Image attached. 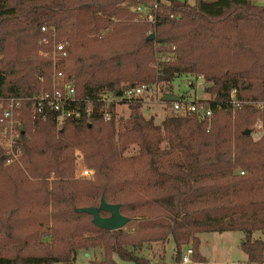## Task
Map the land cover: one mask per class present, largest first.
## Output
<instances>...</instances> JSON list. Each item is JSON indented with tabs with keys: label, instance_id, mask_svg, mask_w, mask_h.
I'll return each mask as SVG.
<instances>
[{
	"label": "trees",
	"instance_id": "16d2710c",
	"mask_svg": "<svg viewBox=\"0 0 264 264\" xmlns=\"http://www.w3.org/2000/svg\"><path fill=\"white\" fill-rule=\"evenodd\" d=\"M152 1L0 0V103L23 106L19 164L7 165L0 150V264H76L77 251L95 249L103 259L93 256L89 264H116L114 256L149 264L136 255L143 244L170 240L176 264L188 244L193 261L202 262L198 235L227 232L242 233L247 261L264 264V242L253 239L264 235V111L257 116L245 104L264 102V5L161 0L154 39L147 41L150 24L135 22L123 5ZM52 30L56 43L67 45L72 66L61 70L80 101L138 85L169 94L177 79L200 74L210 83V131L194 117L172 116L155 126L134 103L127 121L113 116L104 123L100 104L90 118L60 127L54 114L33 119L31 98L50 89L52 64L39 53H51ZM42 39L49 44L39 45ZM120 42L128 49L119 51ZM233 102L242 108L232 124L219 115ZM257 120L262 135L253 142L244 133ZM131 146L137 152L125 156ZM76 149L92 180H73ZM236 169L247 174L233 175ZM101 199L118 204L135 227L109 232L76 213Z\"/></svg>",
	"mask_w": 264,
	"mask_h": 264
},
{
	"label": "built area",
	"instance_id": "2783aa9c",
	"mask_svg": "<svg viewBox=\"0 0 264 264\" xmlns=\"http://www.w3.org/2000/svg\"><path fill=\"white\" fill-rule=\"evenodd\" d=\"M159 1L161 0H153L150 5L147 3H141L131 7L123 5L135 14V22L150 24L151 29L148 31L147 36L154 34L157 21L156 11L158 10ZM171 18L173 17L171 16ZM47 30L50 29L46 27L41 28L42 33L47 32ZM52 31L54 32L52 36V51L51 53L43 52L41 54V56L46 57L52 64L50 89L48 91H42L37 96L31 98L33 119L45 120L50 114H54L56 116V122L62 124L64 121L76 119L79 116L90 118L94 113L95 104H100L98 112L102 121L107 123L113 118L112 107L114 104L121 103L130 105L138 102L144 103L148 95L150 98L154 97L157 92L156 90H158L157 87L138 85L134 87H125L116 96L107 92L98 96L96 101H80L76 95L74 82L65 77L64 72L59 68L60 64H58L60 61H64L67 58V45L64 43H56L55 31ZM38 44L46 46L49 44V41L48 39H42ZM183 78H187L184 82L187 89H193L196 85H202L196 83L200 80L199 76H187ZM173 83L171 85L172 89ZM164 94L167 93H161L160 100ZM171 94H173V92ZM178 97V101L171 102L169 105L171 114L181 117H194L201 122H210L213 109L207 101L191 100L181 95H178ZM160 103L163 106L166 105V103L162 101ZM4 104H8V106L2 111L0 116V150L3 151L7 157V165L14 163L19 164L22 156V131H20L18 127L19 123L16 116H14V112L22 105V101L13 99ZM155 104H157L156 101ZM236 105L237 104L233 102V106ZM240 174L243 175L242 172ZM89 176V170L82 169L80 171L81 178H87ZM192 255V248H185V253H181V263H189Z\"/></svg>",
	"mask_w": 264,
	"mask_h": 264
},
{
	"label": "rangeland",
	"instance_id": "374dc122",
	"mask_svg": "<svg viewBox=\"0 0 264 264\" xmlns=\"http://www.w3.org/2000/svg\"><path fill=\"white\" fill-rule=\"evenodd\" d=\"M250 3L254 5H264V0H249ZM187 2L191 5H193V0H187ZM154 36V34H152ZM119 47V51H125L128 49L126 43L120 42L118 44L117 48ZM43 52L39 53V56H41ZM72 66V61L69 59L67 61V58L64 60L63 64L60 69H62L64 72H67V69L69 70ZM66 69V70H65ZM200 77V80L196 83H200L202 85H196L193 89L188 88L185 86L184 82L187 78H180L174 81L173 83V94L178 96H185L186 98H189L191 100H204L207 101L210 100V96L205 93V88L210 86V83H206L204 80V76L198 74L194 77ZM153 98H150L149 95L146 98V101L144 103H134V104H140L141 107L139 109L140 115L148 120L152 119L155 126H161L162 122L168 118L174 116L171 114L169 105L163 106L160 102V96L161 93L156 90ZM233 96V97H232ZM231 96L232 100H235V93H233ZM155 101L157 104H155ZM167 104V103H166ZM245 104L251 105L252 108H254L257 111V116H261L264 111V102H246ZM211 105V104H210ZM8 104L0 103V116L4 109H6ZM22 105H20L19 109L14 112V116H16L18 123L20 124L19 118L22 116ZM114 112L113 116L116 119H121L123 121L130 120L132 111L129 109V105L124 104H114L113 106ZM242 106H234L232 110L221 112L219 118H223L224 116H227L229 118L230 123H234L236 120V116H240V110ZM31 115H32V104H31ZM214 113V112H213ZM214 114L212 115V118L210 122H205L207 126V133L210 131V128L212 126V119ZM221 121H225L227 119H220ZM199 121V120H198ZM58 127L61 126V124H58ZM21 130V129H20ZM251 132L248 130L249 135L251 136V139L253 142L258 141L259 138L262 135V128H261V121L257 120L250 126ZM246 132V131H245ZM166 146L165 143L161 144V149H164ZM137 152V147L131 146L130 149L125 153V156H131ZM173 157V156H172ZM74 174H73V180L75 181H81V180H92V171L89 170L90 176L87 178H81L80 177V171L82 169H87L84 164V158L82 151L76 149L74 150ZM88 170V169H87ZM240 172H244V174H247L244 170L236 169L233 171V175H241ZM108 214H106L104 217H107ZM136 223H132V221L127 224L124 229L122 230H129L133 229L135 227ZM244 238V235L240 232H227V233H203L198 235L199 239V248H198V254L204 259L202 262H195L193 261V255L191 256V261L187 264H251L247 261L246 255L243 253L241 249V242ZM253 239H261L264 242V235H261L260 233L253 234ZM43 242L48 243L49 240H43ZM185 248H192L191 244L185 245L181 249V253H185ZM193 250V249H192ZM173 252H174V243L172 240L168 241L164 245H161V243H149V244H143L142 248L136 252V255L140 258H143L146 260L149 264H161L162 262H165L166 264H176L173 261ZM87 254V255H86ZM93 256H95L96 259L102 260V250L95 249V250H80L77 251L76 256V264H89V262L93 259ZM113 260L116 264H135L133 262H125L118 259L116 256L113 257ZM54 264H62V263H54ZM183 264V263H179Z\"/></svg>",
	"mask_w": 264,
	"mask_h": 264
},
{
	"label": "water",
	"instance_id": "95a60500",
	"mask_svg": "<svg viewBox=\"0 0 264 264\" xmlns=\"http://www.w3.org/2000/svg\"><path fill=\"white\" fill-rule=\"evenodd\" d=\"M153 39L154 36L149 35L146 40L153 41ZM178 100L179 97L171 93L164 94L161 98V101L164 103L176 102ZM244 134L249 135V132L246 131ZM101 212L108 214V216L102 217ZM76 213L89 215L91 217V223L96 228L109 232L122 230L130 223V219L120 213V206L118 204H108L104 199L100 200L98 207L79 208L76 210Z\"/></svg>",
	"mask_w": 264,
	"mask_h": 264
}]
</instances>
